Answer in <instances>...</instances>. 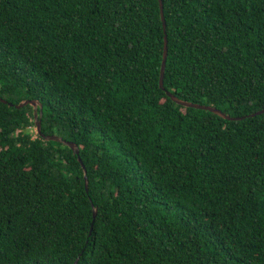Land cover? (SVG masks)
Returning <instances> with one entry per match:
<instances>
[{
    "label": "trees",
    "instance_id": "obj_1",
    "mask_svg": "<svg viewBox=\"0 0 264 264\" xmlns=\"http://www.w3.org/2000/svg\"><path fill=\"white\" fill-rule=\"evenodd\" d=\"M163 3L165 89L160 0H0V264H264V113L166 92L263 109L264 0Z\"/></svg>",
    "mask_w": 264,
    "mask_h": 264
},
{
    "label": "water",
    "instance_id": "obj_2",
    "mask_svg": "<svg viewBox=\"0 0 264 264\" xmlns=\"http://www.w3.org/2000/svg\"><path fill=\"white\" fill-rule=\"evenodd\" d=\"M160 7H161V15H162V20H163L164 30H165V48H164V57H163L162 66H161V75H160L159 84H160L161 88L165 89L164 80H165V71H166L167 57H168V37H167V23H166L165 14H164L163 0H160ZM166 92H167L168 96H170L173 99V101H175L178 104L188 106V107H194V108L208 110V111L214 112V113L218 114L219 116H222L223 118L228 119V120H238V119L245 118L247 116H256V115L264 113V108H263V109L258 110L256 112H253L249 115L232 116V115L224 112L223 110H221V109H219L213 105H206V104L191 102V101L179 98L178 96H176L175 94H173L169 90H167ZM1 100L4 103H8L10 106H15L17 108H22V107H25L27 105H32L34 107V117H35V123H36L38 134L43 136L45 140L58 141V142H61V143H64V144L70 146L73 149L74 153L76 155H78V158H79V160L83 166V169L85 172V179H86V188L88 190L87 169H86L85 164L83 163V160L80 156L79 146L75 142L66 140L60 135H57V134L45 135L43 133V131H42L43 104L40 102V100H38V99H26V100L21 101L18 104H14V103L9 102L3 98H1ZM96 216H97V209L94 210V219L96 218ZM75 264H77V261L75 262Z\"/></svg>",
    "mask_w": 264,
    "mask_h": 264
},
{
    "label": "built area",
    "instance_id": "obj_3",
    "mask_svg": "<svg viewBox=\"0 0 264 264\" xmlns=\"http://www.w3.org/2000/svg\"><path fill=\"white\" fill-rule=\"evenodd\" d=\"M28 129L33 133V137L35 138L38 134L37 127L35 125L29 126Z\"/></svg>",
    "mask_w": 264,
    "mask_h": 264
}]
</instances>
